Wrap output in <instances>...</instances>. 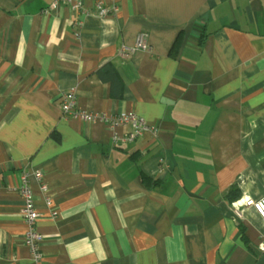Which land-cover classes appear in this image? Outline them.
Masks as SVG:
<instances>
[{"label": "crops", "instance_id": "1", "mask_svg": "<svg viewBox=\"0 0 264 264\" xmlns=\"http://www.w3.org/2000/svg\"><path fill=\"white\" fill-rule=\"evenodd\" d=\"M53 1L0 0V264H34L18 187L35 171L38 264H264L241 204L264 197V0ZM69 93L153 132L65 116Z\"/></svg>", "mask_w": 264, "mask_h": 264}, {"label": "built area", "instance_id": "2", "mask_svg": "<svg viewBox=\"0 0 264 264\" xmlns=\"http://www.w3.org/2000/svg\"><path fill=\"white\" fill-rule=\"evenodd\" d=\"M59 5H65L71 8L72 10L80 13L86 11L85 6L82 4V0H54L49 8L50 10H56ZM95 8H97L98 14L100 16H105L108 13L116 12L115 6H113L111 9H107L102 7L100 3L96 4ZM45 12L48 13L49 11H45ZM145 46L146 43L144 41V35L138 34L136 38L135 47L145 48ZM131 51L132 49L124 48L122 49L121 54L126 56L127 53L128 52L130 53ZM61 109H62V113L65 116H70L75 119L81 121H87V122H93V121L105 122L113 130L121 126L130 125L132 127V132L126 135L128 142L133 141L136 137L142 135L143 133L152 131V129H150L145 123V120L142 117H139L135 114H119V115L108 116L104 113H85L83 111L77 110L76 101L72 93L65 94L62 97ZM113 139L116 140L115 138ZM30 175L33 176L37 181L38 188L41 193H45L47 187L43 181V176L40 172H36V171L26 172V173H22V175L20 176V185L18 187V193L22 198L20 215L26 227L24 232V245L29 250L33 263L38 264L40 263L42 258V253L40 250L42 236L37 231L36 228V223L39 218V214L37 213L34 207L33 194L29 184ZM45 203L49 208L52 206L50 199H48L47 197L45 198ZM241 204L244 207L251 208L264 223V197L259 199H252L250 197H246L242 200ZM231 209L235 216H239V210L237 209V207L232 206ZM54 214L55 213H52V215ZM259 250L264 252V236H263V242L259 245Z\"/></svg>", "mask_w": 264, "mask_h": 264}, {"label": "trees", "instance_id": "3", "mask_svg": "<svg viewBox=\"0 0 264 264\" xmlns=\"http://www.w3.org/2000/svg\"><path fill=\"white\" fill-rule=\"evenodd\" d=\"M105 71H107L108 72V74H109V76L111 77V76H115V70L113 69V68H111V66L110 65H106V66H104L103 68H102V70H100V76L102 77V79H105L104 78V72ZM233 192V191H232Z\"/></svg>", "mask_w": 264, "mask_h": 264}]
</instances>
